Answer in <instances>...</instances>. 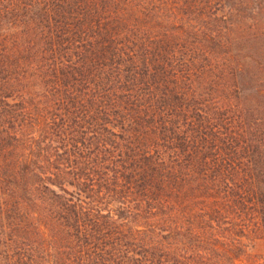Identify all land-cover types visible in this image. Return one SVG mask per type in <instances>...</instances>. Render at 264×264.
Returning <instances> with one entry per match:
<instances>
[{"label":"trees","instance_id":"1","mask_svg":"<svg viewBox=\"0 0 264 264\" xmlns=\"http://www.w3.org/2000/svg\"><path fill=\"white\" fill-rule=\"evenodd\" d=\"M0 264H264V0H0Z\"/></svg>","mask_w":264,"mask_h":264},{"label":"rangeland","instance_id":"2","mask_svg":"<svg viewBox=\"0 0 264 264\" xmlns=\"http://www.w3.org/2000/svg\"><path fill=\"white\" fill-rule=\"evenodd\" d=\"M252 251L261 253L262 251V244L260 241H255L252 247Z\"/></svg>","mask_w":264,"mask_h":264}]
</instances>
